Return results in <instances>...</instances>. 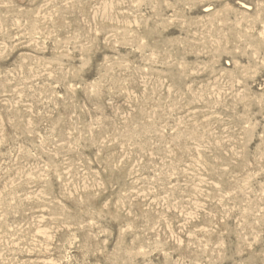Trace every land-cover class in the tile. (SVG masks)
<instances>
[{"label": "rangeland", "instance_id": "obj_1", "mask_svg": "<svg viewBox=\"0 0 264 264\" xmlns=\"http://www.w3.org/2000/svg\"><path fill=\"white\" fill-rule=\"evenodd\" d=\"M0 264H264V0H0Z\"/></svg>", "mask_w": 264, "mask_h": 264}]
</instances>
